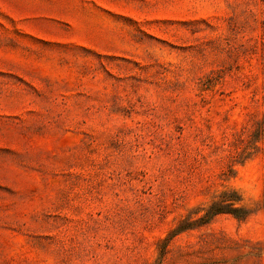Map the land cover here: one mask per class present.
Wrapping results in <instances>:
<instances>
[{"label": "rangeland", "instance_id": "rangeland-1", "mask_svg": "<svg viewBox=\"0 0 264 264\" xmlns=\"http://www.w3.org/2000/svg\"><path fill=\"white\" fill-rule=\"evenodd\" d=\"M0 264H264V0H0Z\"/></svg>", "mask_w": 264, "mask_h": 264}, {"label": "trees", "instance_id": "trees-1", "mask_svg": "<svg viewBox=\"0 0 264 264\" xmlns=\"http://www.w3.org/2000/svg\"><path fill=\"white\" fill-rule=\"evenodd\" d=\"M240 197L236 194V192H223L213 200L208 208L205 211V215L200 217V221H203L205 218L209 216H213L219 213H230L237 218H245L250 212L239 205ZM189 223L184 225H179L175 230L180 231L187 227H189Z\"/></svg>", "mask_w": 264, "mask_h": 264}]
</instances>
